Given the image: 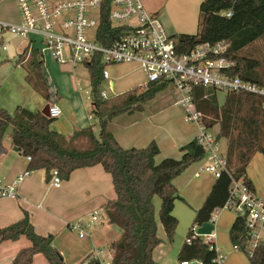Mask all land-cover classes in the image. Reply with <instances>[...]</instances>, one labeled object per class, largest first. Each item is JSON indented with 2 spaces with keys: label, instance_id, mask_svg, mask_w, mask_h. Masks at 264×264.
I'll list each match as a JSON object with an SVG mask.
<instances>
[{
  "label": "trees",
  "instance_id": "trees-1",
  "mask_svg": "<svg viewBox=\"0 0 264 264\" xmlns=\"http://www.w3.org/2000/svg\"><path fill=\"white\" fill-rule=\"evenodd\" d=\"M110 2L103 0L100 41L105 44H109L112 35L122 30L112 27L108 17ZM108 36L111 39L105 40ZM172 36L180 53L189 52L203 43L228 42L226 56L235 62L230 74L264 86V60L260 61L245 52L246 47L264 38V0H203L198 31ZM33 57L27 62L28 80L49 100L43 61L37 59L35 54ZM85 66L90 78L92 114L100 125L98 135L92 125L67 137L51 128L56 118L42 110L18 108L11 113L0 107V155L6 152L4 137L11 129L12 145L18 147L23 155L31 157L28 169H45L48 181L54 169L62 180H68L76 169L101 164L111 174L116 192V198L104 208L108 222L120 231L119 236L110 243L111 264H159L153 255L162 242L158 234L159 222L170 243L174 241L179 225V219L173 211L176 201L182 196L174 180L193 163L205 158L206 147L196 137L181 147V158L166 157L160 162L156 161L160 148L154 141L143 148L123 147L114 133L107 130L108 122L120 113L142 110L144 104L169 83H149L146 87H135L121 94L104 97L101 88L104 62L95 58L87 61ZM220 93H224V96ZM194 98L203 114L202 122L207 127H213L218 122L221 126L219 138L228 140V167L216 179L202 206L196 210L187 237L194 236V227L209 221L214 209L226 203L231 194L233 178H244L253 187L247 177V166L257 152L264 155L263 96L196 86ZM246 104L251 113L244 115L241 109ZM82 137L88 139V145L84 144V140L77 142ZM156 197L161 199L159 210L155 203ZM229 235L233 245H238L248 255L251 264H264V242L261 241L252 254L246 249V217L237 216ZM21 236H26L31 245L21 249L12 264H31L38 253L43 254L50 264H67L54 244V234L37 233L28 212L18 221L0 227V243L17 240ZM216 256L217 251L212 243L198 235L190 243L185 240L179 251L180 261L198 260L203 264H214ZM79 264L103 263L92 253Z\"/></svg>",
  "mask_w": 264,
  "mask_h": 264
},
{
  "label": "crops",
  "instance_id": "crops-1",
  "mask_svg": "<svg viewBox=\"0 0 264 264\" xmlns=\"http://www.w3.org/2000/svg\"><path fill=\"white\" fill-rule=\"evenodd\" d=\"M12 1L15 4L14 7H12V3H8V0H0V19L19 22L20 14L17 3L16 0ZM141 1L147 10L159 16L166 29L172 33L194 34L198 31L200 5L203 0ZM4 41L6 48L0 49V107L13 113L18 108L43 111L48 104L59 106L60 99L63 98L61 92L63 88L61 86L53 87L49 78L45 76L50 93V99L47 100L29 82L27 62L35 54L37 59L43 61L42 69L45 65L49 68H56L55 64L59 65L60 63L49 54L39 57L36 51L27 58L28 40L21 37L9 34ZM15 41L18 42L15 43ZM261 43L262 39L246 47L245 52L260 61L264 60ZM3 53L8 54L2 56ZM67 64H73L75 67L80 63L68 62L63 65ZM81 64L85 65V63ZM108 65L105 64L104 69L107 70L108 75L104 76L101 86L106 97L124 93L135 87H146L147 75L138 62L115 63L110 69ZM43 72L45 75L44 69ZM34 97H37L38 100L44 99L39 101L37 108L30 105ZM41 103H43L42 106H40ZM62 114L61 110L59 116ZM91 114H89V118H85L83 115L72 125L69 132L63 133L57 127L52 128L51 126V128L71 137L75 131L93 125V131L97 133L95 127L99 123L95 115L92 114L93 118H90ZM94 117L95 123H91L89 120ZM99 130L100 125L98 133ZM107 130L113 132L116 139L125 148H143L153 141L156 142L160 148L156 161L160 162L166 157L181 158V147L196 138L200 128L196 122L186 120L183 109L177 104L174 88L166 87L147 101L142 110L127 111L113 117L107 124ZM8 131L10 142L4 140L6 152L0 155V179L5 184H13L21 173L29 170L30 160L19 150H15L11 142V129ZM83 140L82 137L77 142H83ZM227 147L228 140L224 137L219 138L220 152L226 155ZM209 162L210 159L206 155L205 158L193 163L174 180V184L182 196V199L176 201L173 211L179 219V225L174 241L170 243L159 222L158 234L162 238V242L153 253L159 264H183V261L179 260V251L187 240L196 210L202 206L218 178L212 172L203 170ZM30 171L29 175L17 183L15 197H0V227L18 221L25 215V212H28L37 233L54 234V244L63 254L67 264H79L89 254H94L98 250H102L103 264H111L110 243L120 234L119 229L108 222L104 208L109 201L116 198L111 174L101 164H96L76 169L68 180H62L60 186H55L52 178L50 181L47 180L45 169ZM247 177L251 180L257 194L264 198V155L261 152L254 154L249 162ZM155 203L159 210L161 199L156 197ZM93 213L100 216L96 220L91 218L90 222L86 223V217H92ZM237 216L233 209L221 208L215 221L210 218L209 221L194 227V232L198 236H213V243L216 245L217 251L225 255L222 264H251L248 255L244 251L236 249L230 239L229 232ZM78 222L90 224L86 229L87 234L81 235L78 230L71 228L72 224ZM259 231L261 240L264 242V222L259 226ZM30 245L31 241L26 236L0 243V253L4 255L3 257L0 255V264H12L16 254ZM31 264L50 263L43 254L38 253Z\"/></svg>",
  "mask_w": 264,
  "mask_h": 264
},
{
  "label": "built area",
  "instance_id": "built-area-1",
  "mask_svg": "<svg viewBox=\"0 0 264 264\" xmlns=\"http://www.w3.org/2000/svg\"><path fill=\"white\" fill-rule=\"evenodd\" d=\"M16 3L20 21L0 19V49L6 48L4 40L12 34L28 40L27 58L36 51L39 57L49 54L60 64L86 63L95 58L102 59L106 65L138 62L146 72V86L154 82L171 84L186 120L199 125L197 138L206 147L210 159L203 170L217 177L227 170V156L219 150L220 132L217 127H207L202 122L203 114L194 98V88L203 86L264 97V86L230 74L235 62L226 56L228 42L203 43L189 52L180 53L176 48V40L167 32L159 16L147 10L141 0H111L108 17L112 27L122 30L112 35V39L109 36L105 38L111 39L109 44L100 41L103 0H16ZM227 14L231 15V12ZM107 75L104 69V76ZM102 94L106 97L104 92ZM49 114L58 117L61 114L60 107L57 104L50 105ZM90 118H93L92 114ZM28 159L31 160V157L28 156ZM30 172L26 170L21 173L13 184H5L0 179V197H15L17 183ZM52 174L53 184L60 186L62 178L59 172L54 169ZM221 208L233 209L237 215L246 217V249L252 254L262 241L259 226L264 222V198L244 178H233L230 197L224 206L213 211L212 221H215ZM98 217L97 213L92 214L94 220ZM89 226L78 222L72 224L71 228L84 235ZM196 235L187 237V241L192 242ZM202 238L216 248L212 235ZM234 247L242 249L238 245ZM101 252L98 250L93 255L102 261ZM224 260L225 255L217 251L215 263L222 264ZM195 264L203 263L197 261Z\"/></svg>",
  "mask_w": 264,
  "mask_h": 264
},
{
  "label": "rangeland",
  "instance_id": "rangeland-1",
  "mask_svg": "<svg viewBox=\"0 0 264 264\" xmlns=\"http://www.w3.org/2000/svg\"><path fill=\"white\" fill-rule=\"evenodd\" d=\"M12 3V7H14V2L12 0H8V3ZM166 28V27H165ZM169 34H175L166 29ZM18 41H15L17 43ZM262 50L264 51V38L262 39V43L260 44ZM11 48V47H10ZM9 53V52H8ZM8 53H3L2 56H6ZM264 59V57H263ZM115 65V64H113ZM113 65H108L107 67L110 69ZM56 68L44 66L43 69L45 70V76H47L51 82V85L54 86H61L63 89L61 90L63 94V98H61L59 106L63 112L61 116L55 119L52 123V128H59L61 132H69L72 125L77 122L83 115L85 118H89V114L93 113V105H92V97H91V88H90V81H89V72L87 67L84 64H77L75 67L73 64H55ZM106 67V68H107ZM167 87H172L169 84ZM220 95L224 96V93H220ZM44 100V99H42ZM37 97H34L31 100V104L33 108H37L36 106L39 104ZM221 104L223 98L220 99ZM41 103L40 106H42ZM249 105L246 104L242 107L241 111L244 115L246 113H251L249 110ZM91 123H95L94 119L89 120ZM95 127L96 134L98 135V126ZM213 127H217L219 132L221 130L220 124L217 122L216 125ZM5 135L4 140L5 142H10L9 131ZM82 144V143H81ZM80 144V145H81ZM84 144L88 145V139L84 140ZM82 144V145H84ZM86 145H84L86 148ZM100 216V215H99ZM92 217H86V223H89ZM4 251V250H3ZM1 255V253H0ZM4 256L3 254L1 255Z\"/></svg>",
  "mask_w": 264,
  "mask_h": 264
},
{
  "label": "water",
  "instance_id": "water-1",
  "mask_svg": "<svg viewBox=\"0 0 264 264\" xmlns=\"http://www.w3.org/2000/svg\"><path fill=\"white\" fill-rule=\"evenodd\" d=\"M49 107H50V105L48 104V105L43 109V112L46 113L47 115H50V114H49ZM15 150H19L18 147H15ZM192 264H195V262L193 261Z\"/></svg>",
  "mask_w": 264,
  "mask_h": 264
}]
</instances>
